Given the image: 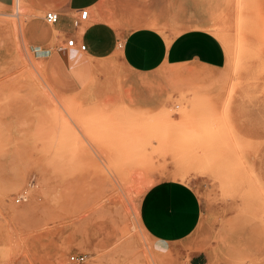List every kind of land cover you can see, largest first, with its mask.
<instances>
[{"label":"rangeland","instance_id":"obj_1","mask_svg":"<svg viewBox=\"0 0 264 264\" xmlns=\"http://www.w3.org/2000/svg\"><path fill=\"white\" fill-rule=\"evenodd\" d=\"M34 14L0 6V264H264V0H101L87 22L112 33L104 56L82 40L37 56ZM139 27L207 30L226 63L129 74L121 39ZM169 180L199 220L165 244L143 215Z\"/></svg>","mask_w":264,"mask_h":264},{"label":"crops","instance_id":"obj_2","mask_svg":"<svg viewBox=\"0 0 264 264\" xmlns=\"http://www.w3.org/2000/svg\"><path fill=\"white\" fill-rule=\"evenodd\" d=\"M22 1L35 13L25 22L22 34L29 49L37 56L46 57L55 50L75 53L77 49L65 46L69 38L84 41L94 52L100 51L102 56L112 49V33L101 24L87 22L89 13L101 0ZM15 2L17 0H0V6L10 7ZM46 9L58 14L56 23L44 21ZM81 9H86L88 16L76 27L73 20ZM120 62L129 74H148L160 68L219 69L226 63V53L222 44L204 29H189L169 37L155 28L139 27L122 37ZM144 206L143 221L161 243L188 238L199 220V199L191 185L184 181L169 180L155 186L146 196ZM202 263L203 258L199 254L191 259V264Z\"/></svg>","mask_w":264,"mask_h":264},{"label":"built area","instance_id":"obj_3","mask_svg":"<svg viewBox=\"0 0 264 264\" xmlns=\"http://www.w3.org/2000/svg\"><path fill=\"white\" fill-rule=\"evenodd\" d=\"M87 16H88V11L86 9L78 10V16L73 20V25L76 27L80 26L84 21H86ZM43 19L48 24H54L58 20V14L54 11H47L44 14ZM65 46L66 48L77 49L78 51L81 52L86 49L85 44L77 45L74 38L67 39L65 42ZM26 198H27V193L26 190H24L16 196L15 202L18 203L25 201ZM84 261H85V255L82 253L71 254L68 257V262L71 264H82Z\"/></svg>","mask_w":264,"mask_h":264},{"label":"bare ground","instance_id":"obj_4","mask_svg":"<svg viewBox=\"0 0 264 264\" xmlns=\"http://www.w3.org/2000/svg\"><path fill=\"white\" fill-rule=\"evenodd\" d=\"M12 24V23H11ZM12 29H13V27H12ZM15 36V35H14ZM36 50V49H35ZM38 53V52H37ZM41 55H44V53H40ZM138 173V172H137Z\"/></svg>","mask_w":264,"mask_h":264}]
</instances>
